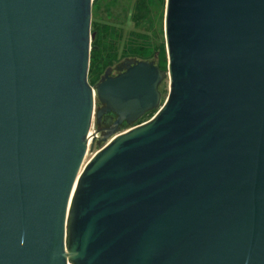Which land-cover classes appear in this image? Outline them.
Segmentation results:
<instances>
[{
  "label": "water",
  "instance_id": "1",
  "mask_svg": "<svg viewBox=\"0 0 264 264\" xmlns=\"http://www.w3.org/2000/svg\"><path fill=\"white\" fill-rule=\"evenodd\" d=\"M93 1L0 0V264H264V0H165L166 69L91 86Z\"/></svg>",
  "mask_w": 264,
  "mask_h": 264
},
{
  "label": "rangeland",
  "instance_id": "2",
  "mask_svg": "<svg viewBox=\"0 0 264 264\" xmlns=\"http://www.w3.org/2000/svg\"><path fill=\"white\" fill-rule=\"evenodd\" d=\"M165 0H94L91 4L90 12V31L93 28L101 29L103 26H114L118 36L116 43L117 57L110 66L112 73H117L115 69L119 63L130 60L139 61L140 59L133 54H148L155 48L163 45V17ZM92 33V32H91ZM133 53V54H132ZM153 60V59H152ZM107 68V67H106ZM104 70L100 74H103ZM99 79V78H98ZM88 81V78H87ZM90 84L94 86L95 83ZM162 101L168 92V82L165 80L160 85ZM99 107L95 103V109ZM155 112L146 114L139 123L151 118ZM138 124V123H137ZM120 131L127 130L126 125L120 126ZM96 131L93 122L90 126V133ZM84 163L104 145V142L97 141L95 138L88 142Z\"/></svg>",
  "mask_w": 264,
  "mask_h": 264
},
{
  "label": "trees",
  "instance_id": "3",
  "mask_svg": "<svg viewBox=\"0 0 264 264\" xmlns=\"http://www.w3.org/2000/svg\"><path fill=\"white\" fill-rule=\"evenodd\" d=\"M91 32L94 33L91 45L95 48L89 53L90 58L87 78L90 84L98 81L104 68L110 66L112 61L116 59L115 42L118 36L117 29L114 26L105 25L101 29H97L96 27L91 29ZM133 55H136L140 60L153 61V63L162 70L166 69V53L163 45L155 48L146 55L143 53ZM137 123H139V121Z\"/></svg>",
  "mask_w": 264,
  "mask_h": 264
},
{
  "label": "flooded vegetation",
  "instance_id": "4",
  "mask_svg": "<svg viewBox=\"0 0 264 264\" xmlns=\"http://www.w3.org/2000/svg\"><path fill=\"white\" fill-rule=\"evenodd\" d=\"M128 60L123 61L121 63H119L118 65H116L115 69H117V73L120 70H124V68L127 66ZM113 74V73H112ZM116 74V73H115ZM95 125V124H94ZM106 124H103L101 120H99V122L95 125L96 130H101L100 134L104 133V128L106 127Z\"/></svg>",
  "mask_w": 264,
  "mask_h": 264
},
{
  "label": "built area",
  "instance_id": "5",
  "mask_svg": "<svg viewBox=\"0 0 264 264\" xmlns=\"http://www.w3.org/2000/svg\"><path fill=\"white\" fill-rule=\"evenodd\" d=\"M89 134H91V133H90V130H89Z\"/></svg>",
  "mask_w": 264,
  "mask_h": 264
},
{
  "label": "bare ground",
  "instance_id": "6",
  "mask_svg": "<svg viewBox=\"0 0 264 264\" xmlns=\"http://www.w3.org/2000/svg\"><path fill=\"white\" fill-rule=\"evenodd\" d=\"M74 186V185H73Z\"/></svg>",
  "mask_w": 264,
  "mask_h": 264
}]
</instances>
